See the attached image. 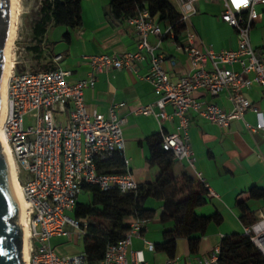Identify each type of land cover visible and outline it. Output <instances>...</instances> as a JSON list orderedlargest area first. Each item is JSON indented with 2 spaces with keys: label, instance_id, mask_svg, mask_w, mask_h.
<instances>
[{
  "label": "built area",
  "instance_id": "2783aa9c",
  "mask_svg": "<svg viewBox=\"0 0 264 264\" xmlns=\"http://www.w3.org/2000/svg\"><path fill=\"white\" fill-rule=\"evenodd\" d=\"M184 24L182 33H176L172 24L165 28L156 22L147 8L140 9L126 19L139 37L138 50L114 54H93L85 56L90 71L84 79L75 83L69 81L71 72L61 67L50 70H17L14 60L12 76L7 91V109L3 129L17 163V176L27 200L28 250L26 264H91L85 253L60 256L54 252L51 239L54 236L79 238L87 233L88 222H81L71 216L83 190L92 186L103 190L118 189L129 192L138 188V182L127 166L125 159L126 141L123 133L124 119L116 112L117 105L110 108L109 116L101 112H89L84 90L93 87L96 74L105 69H135V62L150 61L149 72L144 78L161 91L162 97L153 104L145 105L138 112L153 115L160 125L162 146L171 151L176 160L187 159L193 165L195 156L186 132L191 110L204 119L220 126H229L234 119H243L248 110L261 113L258 106L246 97L244 90L254 84L264 91V55L258 56L251 42V30L259 21L264 0H246L239 7L233 0H219L223 4L221 19L236 29L238 47L233 50L215 51L209 46L199 47L196 35L189 30L192 17L198 13L200 0H174ZM239 2V0H238ZM169 36L175 41L184 37L179 46L189 56L192 64L190 73L179 80H172L163 67V56L156 53V46L149 42V36ZM144 50V52H142ZM57 56L55 60H60ZM238 64L240 70L234 65ZM206 90L210 95L226 92L232 103L227 111L219 105L202 103L197 93ZM174 108L178 116L179 132L166 133L163 123L171 118L166 105ZM158 107V110L155 109ZM68 111L67 122L59 115ZM31 114L35 123L25 125V117ZM250 130L259 129L246 122ZM116 152L125 159V172L107 171L104 164ZM24 174V176H23ZM205 189L213 196L217 193L198 173ZM149 219H132L126 236L116 244H110L102 260L94 264H143L142 251L129 248L134 236L141 235ZM258 251L264 254V208L258 211L257 220L243 228ZM150 249L153 242L145 239ZM220 246L205 258L190 259L186 264H216ZM169 264H177L170 259Z\"/></svg>",
  "mask_w": 264,
  "mask_h": 264
},
{
  "label": "crops",
  "instance_id": "0c3cea01",
  "mask_svg": "<svg viewBox=\"0 0 264 264\" xmlns=\"http://www.w3.org/2000/svg\"><path fill=\"white\" fill-rule=\"evenodd\" d=\"M108 4L109 0H82L81 26L51 25L39 40L38 51H30L36 63L35 70L61 67L71 72L69 81L75 83L86 78L90 71V63L85 56L138 50L140 37L136 29L126 21L119 24L111 22L106 15ZM197 8L198 13L188 26L196 35V44L201 48L209 46L217 52L236 49L239 44L237 31L220 17L223 4L219 0H200ZM258 10L261 11V17L251 30V42L258 56H261L264 55V6L258 5ZM159 24L163 28L169 25ZM66 32L69 33L67 37ZM183 41L184 37L177 42L169 36H149V42L156 46V53L163 56V67L172 80H179L192 69L189 56L179 48ZM59 55L61 59L55 60ZM149 68L150 61L147 58L143 62H135L134 70L105 69L96 74L95 85L84 90L87 108L91 113L101 112L109 116L110 108L117 105L116 112L125 121V159L138 184L155 182L161 171L157 164L150 161L155 139L161 136L160 125L153 115L138 112L139 108L156 103L163 94L144 78ZM234 68L240 70L238 64ZM244 93L258 106L260 116L248 110L244 120L234 119L229 126L223 127L191 110L188 112L190 124L186 132L180 131V134L187 135L195 161L191 165L187 159L177 160L175 172L181 175L186 171L199 182L198 173H202L217 196L207 191L205 202L196 208V212L201 216L218 214V220L209 223L197 253H191L188 240L179 237L175 257L170 258L158 246L164 242V231L173 228L172 221L165 223L162 220L165 214L173 212V205L149 197L144 205L155 210L154 216L149 219L141 235L133 237L129 248V254L132 251L143 252V264H169L170 259L177 264H186L193 258L208 257L220 246L224 235L243 233L244 225L240 220L241 211L237 201L246 197L253 186L264 187V91L254 84ZM197 99L204 104L215 103L227 111L232 108L226 92L210 95L206 90H201L197 93ZM155 109L158 110V107ZM166 111L172 116L163 123L164 131L179 132L180 119L173 115V106L166 105ZM59 118L67 122L68 111L60 113ZM246 122L253 127L261 122L262 127L250 130ZM249 206L258 214L264 208V203L252 200ZM131 221L129 219L128 223ZM145 239L153 242V249L147 246ZM51 246L60 256L85 251L84 237L79 238L74 234L70 237L54 236Z\"/></svg>",
  "mask_w": 264,
  "mask_h": 264
},
{
  "label": "trees",
  "instance_id": "16d2710c",
  "mask_svg": "<svg viewBox=\"0 0 264 264\" xmlns=\"http://www.w3.org/2000/svg\"><path fill=\"white\" fill-rule=\"evenodd\" d=\"M81 4L82 0H42L32 26V40L35 43L28 46L29 51H38L39 40L51 25L81 26ZM143 8H147L158 23L172 24L176 33L184 30L173 0H109L106 15L111 22L119 24ZM68 35L66 32L65 37ZM150 161L161 170L155 182L139 184L136 190L129 192L92 186L88 190L92 195L91 201L77 203L73 217L81 222H88L84 253L89 263L102 260L108 246L118 243L126 236L130 229L129 219H151L154 216L155 210L144 205L149 197L165 203L171 202L173 205V212L162 218L165 223L172 221L173 228L164 231V242L158 246L170 258L175 257L179 237L188 240L191 253H197L201 237L206 233L209 223L218 220V214L201 216L196 212V208L205 202L208 192L201 182L186 171L177 175V160L171 151L163 148L161 136L155 139ZM104 168L107 171L125 172L124 155L116 152L104 164ZM252 200L264 203V187L253 186L246 197L237 201V207L241 211L240 220L245 226L257 220V212L249 206ZM216 264H264V254L258 251L251 238L244 233L227 234L222 237Z\"/></svg>",
  "mask_w": 264,
  "mask_h": 264
},
{
  "label": "water",
  "instance_id": "95a60500",
  "mask_svg": "<svg viewBox=\"0 0 264 264\" xmlns=\"http://www.w3.org/2000/svg\"><path fill=\"white\" fill-rule=\"evenodd\" d=\"M12 18V0H0V114L7 72V43ZM20 205L10 174V164L0 138V264H26L25 231L19 221Z\"/></svg>",
  "mask_w": 264,
  "mask_h": 264
},
{
  "label": "bare ground",
  "instance_id": "6f19581e",
  "mask_svg": "<svg viewBox=\"0 0 264 264\" xmlns=\"http://www.w3.org/2000/svg\"><path fill=\"white\" fill-rule=\"evenodd\" d=\"M21 14H22L21 0H12L11 29H10V34H9L7 43L5 45V52L7 55V72H6V77H5V82L3 86V92H2V103H1V114H0V138L3 142L4 148H5L8 160H9L10 174H11L14 187L16 189L17 196L19 199V205H20L19 221L25 231L24 257H25V260L28 261V257H29L28 232L29 231H28V224H27V200L22 190L21 184L18 180L16 160L13 156L12 149L7 141V136L3 129V121L5 118L6 109H7L8 85H9V80L12 76V69L14 65V61L12 59V46H13V43L16 38L17 31L20 25Z\"/></svg>",
  "mask_w": 264,
  "mask_h": 264
},
{
  "label": "rangeland",
  "instance_id": "374dc122",
  "mask_svg": "<svg viewBox=\"0 0 264 264\" xmlns=\"http://www.w3.org/2000/svg\"><path fill=\"white\" fill-rule=\"evenodd\" d=\"M42 0H21L22 14L20 16V25L17 31L16 38L12 46V59H16L17 70H35L36 63L32 58V53L28 46L33 42L32 26L34 19L38 16ZM35 123L31 114L25 117V125H33ZM24 176V174H23ZM92 198L91 192L83 190L79 195L80 202H90ZM73 216V211L69 212Z\"/></svg>",
  "mask_w": 264,
  "mask_h": 264
},
{
  "label": "snow or ice",
  "instance_id": "6c2138e0",
  "mask_svg": "<svg viewBox=\"0 0 264 264\" xmlns=\"http://www.w3.org/2000/svg\"><path fill=\"white\" fill-rule=\"evenodd\" d=\"M233 3L236 4L237 7H239V4L240 3H246V0H239V2H238V0H233Z\"/></svg>",
  "mask_w": 264,
  "mask_h": 264
}]
</instances>
